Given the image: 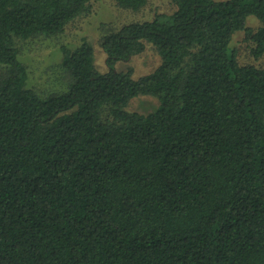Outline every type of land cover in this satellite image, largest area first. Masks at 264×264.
<instances>
[{"label":"trees","instance_id":"16d2710c","mask_svg":"<svg viewBox=\"0 0 264 264\" xmlns=\"http://www.w3.org/2000/svg\"><path fill=\"white\" fill-rule=\"evenodd\" d=\"M100 1L0 0V264H264V67L232 46L264 57V0H171L102 29L107 72L84 39L62 46L66 92L29 88L18 41ZM147 44L157 69L117 68ZM141 95L160 104L128 110Z\"/></svg>","mask_w":264,"mask_h":264},{"label":"rangeland","instance_id":"374dc122","mask_svg":"<svg viewBox=\"0 0 264 264\" xmlns=\"http://www.w3.org/2000/svg\"><path fill=\"white\" fill-rule=\"evenodd\" d=\"M175 6L171 0H148L147 5L138 12L120 8L115 0H101L93 7L90 15L80 17L71 22L65 32L52 36H39L28 40H20V60L28 66V87L42 97L66 92L71 78L62 65V46L72 49L79 46L84 39L92 43L95 50V64L101 72H107L106 54L101 45L102 29L108 24H124L153 19L157 14L172 13ZM248 27L257 29L260 23L254 17L249 18ZM232 46L238 51L241 64H253L264 67V57L257 59L253 52V44L247 39L244 31L235 34ZM161 64L157 50L147 44L145 51L129 62H119L121 71L132 69L133 76L139 78L152 73ZM1 70V69H0ZM160 101L151 95L134 98L128 110L140 113L153 111Z\"/></svg>","mask_w":264,"mask_h":264}]
</instances>
